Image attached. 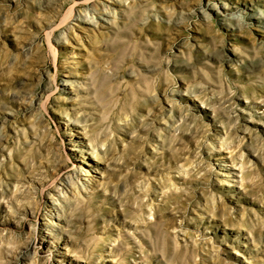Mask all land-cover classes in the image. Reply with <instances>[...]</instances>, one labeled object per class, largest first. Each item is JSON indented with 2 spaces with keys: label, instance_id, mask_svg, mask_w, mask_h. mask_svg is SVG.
<instances>
[{
  "label": "rangeland",
  "instance_id": "374dc122",
  "mask_svg": "<svg viewBox=\"0 0 264 264\" xmlns=\"http://www.w3.org/2000/svg\"><path fill=\"white\" fill-rule=\"evenodd\" d=\"M0 264H264V0H0Z\"/></svg>",
  "mask_w": 264,
  "mask_h": 264
},
{
  "label": "bare ground",
  "instance_id": "6f19581e",
  "mask_svg": "<svg viewBox=\"0 0 264 264\" xmlns=\"http://www.w3.org/2000/svg\"><path fill=\"white\" fill-rule=\"evenodd\" d=\"M85 22H88V23H92V21L90 20V19H88V18H85V19H83ZM63 189V188H62ZM54 203V202H53ZM52 216H55V217H58L57 216V214H53ZM53 225H57L55 222L53 223Z\"/></svg>",
  "mask_w": 264,
  "mask_h": 264
}]
</instances>
